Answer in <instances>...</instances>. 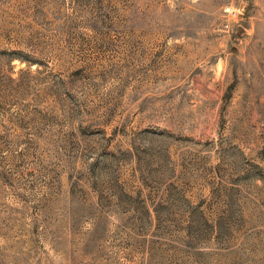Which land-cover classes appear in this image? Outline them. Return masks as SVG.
<instances>
[{
	"label": "rangeland",
	"instance_id": "rangeland-1",
	"mask_svg": "<svg viewBox=\"0 0 264 264\" xmlns=\"http://www.w3.org/2000/svg\"><path fill=\"white\" fill-rule=\"evenodd\" d=\"M0 264H264V0H0Z\"/></svg>",
	"mask_w": 264,
	"mask_h": 264
},
{
	"label": "built area",
	"instance_id": "built-area-1",
	"mask_svg": "<svg viewBox=\"0 0 264 264\" xmlns=\"http://www.w3.org/2000/svg\"><path fill=\"white\" fill-rule=\"evenodd\" d=\"M227 11H229V10H227Z\"/></svg>",
	"mask_w": 264,
	"mask_h": 264
}]
</instances>
